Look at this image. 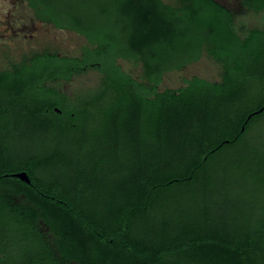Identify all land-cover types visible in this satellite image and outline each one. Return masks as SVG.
I'll return each mask as SVG.
<instances>
[{
	"label": "trees",
	"instance_id": "obj_1",
	"mask_svg": "<svg viewBox=\"0 0 264 264\" xmlns=\"http://www.w3.org/2000/svg\"><path fill=\"white\" fill-rule=\"evenodd\" d=\"M27 2L87 45L80 57L45 51L0 70V264H264L263 203L229 225L208 223V212L204 224L174 226L160 209L207 174L214 183L217 155L264 117L252 115L264 106V30L240 33L215 0ZM244 4L264 12V0ZM204 56L221 65L220 81L194 76L161 90ZM91 69L102 75L94 96L72 100L55 86ZM18 128L62 136L26 150ZM70 135L78 156L63 147ZM252 152L264 171V151ZM23 171L31 185L12 176ZM155 219L164 228L154 231Z\"/></svg>",
	"mask_w": 264,
	"mask_h": 264
},
{
	"label": "rangeland",
	"instance_id": "obj_2",
	"mask_svg": "<svg viewBox=\"0 0 264 264\" xmlns=\"http://www.w3.org/2000/svg\"><path fill=\"white\" fill-rule=\"evenodd\" d=\"M164 1L174 3V0ZM235 18L240 33L253 28L264 30V12L239 10L235 13ZM86 45V39L74 32L40 23L27 0H0L1 71L10 70L15 64L22 62L26 56L45 51L55 52L61 56L80 57ZM119 64L135 78L141 75V67L123 60H120ZM221 75V65L204 56L199 62L188 66L184 71L166 75L161 90H177L185 85V79L194 76L217 82L221 80ZM101 82V73L91 69L75 76L70 82L56 83L55 86L72 100H76L80 96H94L101 88ZM15 133V144L26 150L40 148L44 151L43 147L47 141L52 139L53 142H57L62 136L59 131L56 133H29L25 129L20 130L19 128ZM73 139H75L73 135H70L68 139H62L63 147H68L72 154L78 156L80 150H77ZM253 148H260L264 151V117L247 133L242 144L224 149L217 155L209 170V175L213 177L214 183L208 182L207 174L206 180L202 181L199 186L178 191L171 196L169 203L161 206L160 209L168 216L176 218L173 223L171 221L174 226L180 225V223L181 225L185 223L204 224L203 218L208 212L211 214L208 223L229 225L243 214L260 207L262 203L264 204V188L258 178L264 175V171H260L256 167L255 161L254 164L251 163L253 159L256 160V155L252 152ZM90 149L85 151L96 152ZM93 164L94 161L89 167L96 165ZM103 167L106 168V165ZM238 167L243 170L237 176L234 169ZM248 170L256 173L247 176ZM70 175L73 177L75 174L71 172ZM101 197L109 198L107 194H103ZM149 224L153 226L154 231L163 227L160 221L157 222V219L154 222L150 220Z\"/></svg>",
	"mask_w": 264,
	"mask_h": 264
},
{
	"label": "flooded vegetation",
	"instance_id": "obj_3",
	"mask_svg": "<svg viewBox=\"0 0 264 264\" xmlns=\"http://www.w3.org/2000/svg\"><path fill=\"white\" fill-rule=\"evenodd\" d=\"M215 1L218 4H220L223 8H225L226 10L232 12L233 14H235L239 10H246V11L248 10V8L244 4L245 0H215ZM37 20L40 23L47 24V23H44L43 21H41L38 18H37ZM47 25H52V24H47ZM41 197H44V198H54V197H49L48 195H44V196H41ZM25 198H26L25 196H21V199L22 200H25ZM42 231H44L46 234H48L49 235V238H51V235L49 233V229L48 228L43 229Z\"/></svg>",
	"mask_w": 264,
	"mask_h": 264
},
{
	"label": "water",
	"instance_id": "obj_4",
	"mask_svg": "<svg viewBox=\"0 0 264 264\" xmlns=\"http://www.w3.org/2000/svg\"><path fill=\"white\" fill-rule=\"evenodd\" d=\"M56 110H57L58 112H61V111L58 110V109H56ZM262 112H264V106H263L260 110L254 112L252 115H256V114H259V113H262ZM252 115L249 116L248 119H250V118L252 117ZM242 130H244V128H243ZM12 176L15 177V178H17V179H19L20 181H22V182L28 184V185H31V184H32V181H31V179H30L28 173L25 172V171L15 173V174H13Z\"/></svg>",
	"mask_w": 264,
	"mask_h": 264
}]
</instances>
